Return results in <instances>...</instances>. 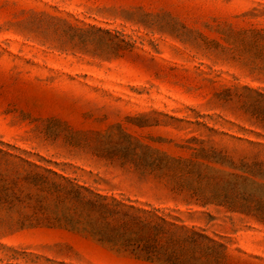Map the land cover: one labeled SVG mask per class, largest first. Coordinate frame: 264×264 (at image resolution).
<instances>
[{
	"label": "rangeland",
	"instance_id": "374dc122",
	"mask_svg": "<svg viewBox=\"0 0 264 264\" xmlns=\"http://www.w3.org/2000/svg\"><path fill=\"white\" fill-rule=\"evenodd\" d=\"M0 264H264V0H0Z\"/></svg>",
	"mask_w": 264,
	"mask_h": 264
},
{
	"label": "trees",
	"instance_id": "16d2710c",
	"mask_svg": "<svg viewBox=\"0 0 264 264\" xmlns=\"http://www.w3.org/2000/svg\"><path fill=\"white\" fill-rule=\"evenodd\" d=\"M96 208L97 210L104 211L105 214H102V217H105L107 214L110 217L122 219L124 221V230L127 232L130 231L129 235L134 236L131 237L129 241L145 242L142 248L144 247V250L149 253L150 256L148 260L152 259L153 256L159 255L158 243L160 237L166 233L165 224L160 225L150 220H142L134 213L129 211L126 212L124 209L120 208L119 205H115L111 208L108 205L96 204Z\"/></svg>",
	"mask_w": 264,
	"mask_h": 264
}]
</instances>
